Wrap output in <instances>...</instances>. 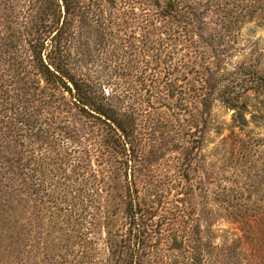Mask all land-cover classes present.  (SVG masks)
<instances>
[{"label":"rangeland","instance_id":"rangeland-1","mask_svg":"<svg viewBox=\"0 0 264 264\" xmlns=\"http://www.w3.org/2000/svg\"><path fill=\"white\" fill-rule=\"evenodd\" d=\"M43 1L0 0V264H113L106 233L127 234L132 183L158 233L148 264H190L189 247L174 250L167 236L189 246L197 232L198 264H264V83L254 89L264 76V0H189L211 11L209 30L186 37L170 25L162 35L153 21L164 0H116L120 19L105 36L96 14L112 6L85 1L67 54L102 95L140 110L128 145L35 72L23 23L30 29ZM165 74L183 90L172 96ZM204 75L241 94L242 114L221 102L205 108Z\"/></svg>","mask_w":264,"mask_h":264},{"label":"trees","instance_id":"trees-1","mask_svg":"<svg viewBox=\"0 0 264 264\" xmlns=\"http://www.w3.org/2000/svg\"><path fill=\"white\" fill-rule=\"evenodd\" d=\"M85 1L44 0L37 7L38 16L37 18L35 16L34 24L30 26V29L23 23V29H25L23 32L27 37L25 41L28 45L32 66L44 82L54 89L68 93L74 105L81 112L87 115L94 113L98 120L113 133V139L117 142L122 141L126 145L129 144V141L133 144L138 128L137 122L140 110L131 109L129 106L121 104L117 105L118 101H120L117 94L102 95V82L98 81V86H95L90 81L82 79L78 75L76 68L70 63L71 57L67 54V46L70 38L76 35L73 36L71 32L74 22H76V19L83 18L81 10H85ZM259 1L261 2V0H258V3H260ZM106 3L112 6L111 13L104 11L96 14V32H100L103 36L106 35L107 26L116 23L120 19L116 0H106ZM125 4L126 6L128 5L127 8H132L130 4L126 2ZM156 8L153 13V21H158L160 25H164V32H161L162 35L167 34L165 32L167 25H170V35L180 32L182 37L193 34L198 36V33H204L209 30L206 16L211 10H209L207 5H204L203 10H200L190 4L189 0H164L163 3L157 2ZM132 12H135V8L132 9ZM150 12L146 16L148 19L150 18ZM194 30L197 31V35ZM171 75L165 74L160 83L173 96L177 90L181 89L180 91H182L183 88L178 87L175 81L170 79ZM254 76L257 75L255 74ZM205 77L204 75V78H202L203 88L206 87L205 93L200 95L205 108H212L214 103L221 102L229 110L235 111L236 118L238 114H242L246 108V103L242 101L241 94L235 90L233 91L230 86H219L221 83H211ZM154 81H159V78L154 76ZM263 83L264 76L262 78L258 77L254 89L257 90ZM155 89L157 91L156 96H152V98L157 97L159 105L162 106L168 97L162 95L160 86ZM130 151V154L138 155L135 148L132 147ZM129 162H133V160H129ZM125 200L124 217L127 224L131 226L124 236L119 233L113 235L112 231L106 233L110 260L113 264H148L151 256L157 253L155 250L158 251V249H148L147 241H152L153 237L158 233L154 229H150L148 224H145V198L141 196L140 189L137 188L135 183L128 186ZM15 209L12 204L10 211L14 213ZM150 218H152V215ZM103 219L106 220L107 215ZM11 224L13 230L18 229V223H16L14 218ZM22 230L28 232V229H23V227ZM172 236L171 238V234H169L167 240H171L172 244L176 245L173 248L174 250H184L189 247V263H200L204 250L199 232L190 235L189 246L182 242L179 243L176 234Z\"/></svg>","mask_w":264,"mask_h":264}]
</instances>
